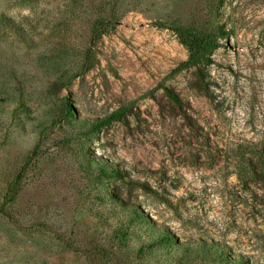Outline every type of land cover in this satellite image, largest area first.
I'll list each match as a JSON object with an SVG mask.
<instances>
[{
	"label": "rangeland",
	"instance_id": "1",
	"mask_svg": "<svg viewBox=\"0 0 264 264\" xmlns=\"http://www.w3.org/2000/svg\"><path fill=\"white\" fill-rule=\"evenodd\" d=\"M174 25L221 46L177 71ZM250 139L264 0H0V264H264Z\"/></svg>",
	"mask_w": 264,
	"mask_h": 264
},
{
	"label": "trees",
	"instance_id": "2",
	"mask_svg": "<svg viewBox=\"0 0 264 264\" xmlns=\"http://www.w3.org/2000/svg\"><path fill=\"white\" fill-rule=\"evenodd\" d=\"M161 24V23H157ZM162 26V25H160ZM170 29L176 34L178 40L188 49L189 54L185 61H182L177 67V71L184 68L192 67L202 61H210V54L221 46L216 31H199L186 27L183 25H174ZM168 96L177 102V95L169 89H166ZM128 105V104H127ZM126 107V106H125ZM125 107L121 106L116 110L109 113L104 119L95 122L94 126L104 125L112 120H121L124 116ZM182 119L185 121V128L195 129L190 117L186 112L182 111ZM205 139V138H204ZM207 139V138H206ZM252 148V151H245L234 155L236 173L243 175L253 174L258 176H264V143L263 141L249 140L247 145L241 146L238 149ZM251 151V152H250ZM115 173L119 174L116 171ZM258 181H263L262 178H258ZM163 238L168 239V235L163 233Z\"/></svg>",
	"mask_w": 264,
	"mask_h": 264
}]
</instances>
